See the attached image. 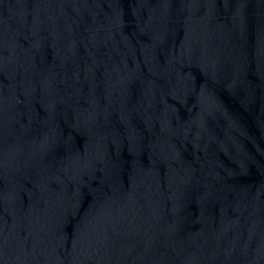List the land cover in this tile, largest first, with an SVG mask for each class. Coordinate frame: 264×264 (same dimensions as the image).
Returning a JSON list of instances; mask_svg holds the SVG:
<instances>
[{"label": "water", "instance_id": "1", "mask_svg": "<svg viewBox=\"0 0 264 264\" xmlns=\"http://www.w3.org/2000/svg\"><path fill=\"white\" fill-rule=\"evenodd\" d=\"M0 264H264V0H0Z\"/></svg>", "mask_w": 264, "mask_h": 264}]
</instances>
